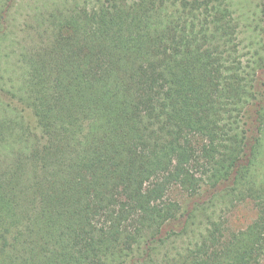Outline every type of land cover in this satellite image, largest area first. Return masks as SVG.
<instances>
[{"label":"trees","instance_id":"obj_1","mask_svg":"<svg viewBox=\"0 0 264 264\" xmlns=\"http://www.w3.org/2000/svg\"><path fill=\"white\" fill-rule=\"evenodd\" d=\"M9 1L0 264H264L263 0Z\"/></svg>","mask_w":264,"mask_h":264},{"label":"rangeland","instance_id":"obj_2","mask_svg":"<svg viewBox=\"0 0 264 264\" xmlns=\"http://www.w3.org/2000/svg\"><path fill=\"white\" fill-rule=\"evenodd\" d=\"M4 3V0H0V3ZM55 0H10L8 4L12 5V8L9 9L8 13L6 14L7 21L14 20L15 23L23 20V18L26 16L25 14L30 13L34 7L37 6H48L51 2ZM250 1V0H249ZM253 3V6L256 8L258 5H260V2L258 0H251ZM264 3V0H263ZM14 4V5H13ZM264 5V4H263ZM4 6V5H3ZM3 6H0V18H3ZM251 9H253L251 7ZM4 12V11H3ZM251 15L249 18L251 19V25L254 26L258 23V19L256 14L254 13V10H251ZM243 25V23L241 22ZM261 26L264 27V16H263V23ZM244 32L243 35H251L253 36L254 32L248 28L247 30L242 27ZM24 117L26 121L29 123V125H33V119L32 116L28 111L23 112ZM174 199L179 200L183 203H186L185 195L182 194L178 190H174L171 195ZM256 217V211L252 205V203H244V204H238L236 206L227 208L223 211V224L224 227L227 229V232H233V231H239L244 229L247 225H249Z\"/></svg>","mask_w":264,"mask_h":264}]
</instances>
